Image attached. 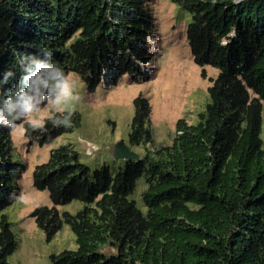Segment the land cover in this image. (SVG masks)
Listing matches in <instances>:
<instances>
[{
	"label": "trees",
	"instance_id": "1",
	"mask_svg": "<svg viewBox=\"0 0 264 264\" xmlns=\"http://www.w3.org/2000/svg\"><path fill=\"white\" fill-rule=\"evenodd\" d=\"M172 1L190 15L185 36L202 77L205 66L217 70L204 110L194 124L178 119L171 143L149 150L150 106L137 96L127 136L145 148L137 160L111 175L60 146L34 167L32 185L52 204L31 212L36 227L47 241L62 224L75 237V249L50 256L52 264H264V0ZM153 31L147 0H0V117L24 116L6 103L25 88L32 58L77 74L89 92L122 75L146 79ZM52 82L30 91L34 103ZM80 120L52 112L41 125L24 123V135L48 145ZM9 150V127L0 125V264L16 249L2 211L23 171ZM142 176L144 212L129 198ZM71 201L81 208L60 214L56 207Z\"/></svg>",
	"mask_w": 264,
	"mask_h": 264
},
{
	"label": "rangeland",
	"instance_id": "2",
	"mask_svg": "<svg viewBox=\"0 0 264 264\" xmlns=\"http://www.w3.org/2000/svg\"><path fill=\"white\" fill-rule=\"evenodd\" d=\"M147 4L154 31L149 39L153 54L146 65V79L135 82L128 75H122L116 84L100 82L93 92H89L77 74L69 73L66 77L70 84L68 97L58 99L59 90L52 82L48 94L34 103L33 111L27 117L15 116L12 120L14 125L7 124L0 117V125L9 127L11 160L23 167L20 178L11 179V184L17 188L16 194L12 203L2 211L16 241V249L8 257L9 264H52L50 256L76 247L68 225L62 224L54 237L47 241L30 216L35 208L52 206L48 192L36 190L32 185L34 167L45 163L51 150L68 146L77 152L79 161L90 171L106 167L114 175L127 161L113 156L112 148L117 142L124 141L138 157L145 149L131 146L127 140L135 97L145 98L150 106L147 127L152 142L146 145L149 150L171 143L178 119L194 124L198 113L204 110L210 79L216 77L217 70L205 66V77H202V68L193 62L185 36L190 23L189 13L172 0H147ZM262 106L263 122L264 103ZM66 110L80 115L78 129L43 146L25 137L24 123L41 125L52 112ZM87 142L97 147L91 155L85 153ZM145 188L144 176L139 177L129 197L142 212L145 207L141 193ZM81 206L80 202L71 201L56 208L60 214H75ZM102 251L106 254L112 252L109 248Z\"/></svg>",
	"mask_w": 264,
	"mask_h": 264
},
{
	"label": "clouds",
	"instance_id": "3",
	"mask_svg": "<svg viewBox=\"0 0 264 264\" xmlns=\"http://www.w3.org/2000/svg\"><path fill=\"white\" fill-rule=\"evenodd\" d=\"M30 74L22 77V82L25 83V88L16 93V99L11 98L6 103L8 112H13L18 109L17 115L28 116L33 111L34 102L38 100V95L30 94L39 93L40 87L46 85L50 79H55V87L59 90V98H66L70 95V84L62 69H58L53 73L48 65L35 58L31 59ZM9 125H14L11 120L6 121ZM70 125V123H69Z\"/></svg>",
	"mask_w": 264,
	"mask_h": 264
},
{
	"label": "water",
	"instance_id": "4",
	"mask_svg": "<svg viewBox=\"0 0 264 264\" xmlns=\"http://www.w3.org/2000/svg\"><path fill=\"white\" fill-rule=\"evenodd\" d=\"M235 3L241 0H233ZM112 154L115 158L125 159V160H137L138 155L128 147L124 141L117 142L112 148Z\"/></svg>",
	"mask_w": 264,
	"mask_h": 264
},
{
	"label": "built area",
	"instance_id": "5",
	"mask_svg": "<svg viewBox=\"0 0 264 264\" xmlns=\"http://www.w3.org/2000/svg\"><path fill=\"white\" fill-rule=\"evenodd\" d=\"M86 145L88 146V149L85 151V153L87 155H91L92 152L91 151H95L97 149V147H95L94 145H92L91 143L87 142Z\"/></svg>",
	"mask_w": 264,
	"mask_h": 264
}]
</instances>
